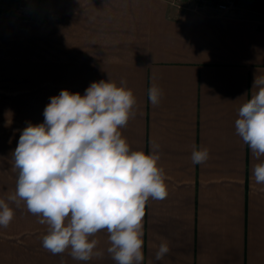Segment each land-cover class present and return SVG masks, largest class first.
I'll return each instance as SVG.
<instances>
[{"label":"crops","instance_id":"1","mask_svg":"<svg viewBox=\"0 0 264 264\" xmlns=\"http://www.w3.org/2000/svg\"><path fill=\"white\" fill-rule=\"evenodd\" d=\"M259 1L219 12L177 10L168 0H13L0 12V198L16 189L8 143L18 142V126L42 123L62 89L83 95L94 81L124 79L136 114L122 135L146 154L158 144L168 178L166 198L146 205L142 264H264V184L253 176L264 157L235 129L255 75L264 76ZM152 84L164 92L158 105L148 98ZM10 124L17 128L8 132ZM194 147L210 150L207 162L193 164ZM21 203L10 202L14 218L0 227V264H116L106 230L93 237L101 257L52 254L42 246L47 225ZM163 241L170 251L157 261Z\"/></svg>","mask_w":264,"mask_h":264},{"label":"clouds","instance_id":"2","mask_svg":"<svg viewBox=\"0 0 264 264\" xmlns=\"http://www.w3.org/2000/svg\"><path fill=\"white\" fill-rule=\"evenodd\" d=\"M254 94L239 108L237 134L259 161L264 157V76L254 78ZM164 92L156 84L148 98L158 105ZM136 97L127 81H94L81 95L62 89L50 97L44 121L29 124L13 153L18 179L14 194L0 198V227L14 218L10 202L23 201L27 210L47 225L42 246L52 254L78 261L101 257L102 230L109 234L107 252L116 264H142L144 217L151 200L168 195L167 175L161 166L160 146L133 150L121 129L135 117ZM210 158L207 147L193 148V164ZM254 182L264 184V162L253 169ZM161 242L156 260L169 253Z\"/></svg>","mask_w":264,"mask_h":264},{"label":"built area","instance_id":"3","mask_svg":"<svg viewBox=\"0 0 264 264\" xmlns=\"http://www.w3.org/2000/svg\"><path fill=\"white\" fill-rule=\"evenodd\" d=\"M177 10L197 11L212 7L219 12H226L234 5V0H168Z\"/></svg>","mask_w":264,"mask_h":264},{"label":"rangeland","instance_id":"4","mask_svg":"<svg viewBox=\"0 0 264 264\" xmlns=\"http://www.w3.org/2000/svg\"><path fill=\"white\" fill-rule=\"evenodd\" d=\"M236 1H237V0H235L234 3H235ZM19 6H20V5H19ZM19 6H18V7H19ZM12 8H13V0H0V12L9 11V10H12ZM256 8H259V9H261V11H264V4H263V2H262V1L257 2V3H256ZM38 87H40V86L37 85V88H38ZM21 116L24 117L23 112L21 113ZM5 124H6V123H5ZM10 125H11V124H10ZM13 128H17V127H13V125L9 126V127H8V132L11 131ZM18 128H19L20 133H22V131H23V129H24L25 127H24L23 125H21V126H18ZM5 129H7V126H6V125H1V126H0V134H1V132H2L3 130H5ZM14 138L16 139V137H14ZM17 138H18V141H19V137H17ZM8 144H11V145H12V147H13L12 152H14L15 149H16V147H17V145H18V142H10V143H8ZM6 154H7V152L4 151L3 155L6 156ZM0 155H2V154H0ZM0 162H1V160H0ZM21 206H23V207L25 208L27 214L30 213V212L27 210L26 204H25L24 202L21 203ZM41 225H42V224H41ZM29 226L32 227V228L34 229V227H36V224L29 223ZM35 229H36V228H35ZM35 229H34V231H35ZM29 232L32 233V231H29Z\"/></svg>","mask_w":264,"mask_h":264}]
</instances>
